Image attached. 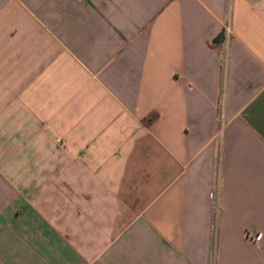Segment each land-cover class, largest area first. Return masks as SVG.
Wrapping results in <instances>:
<instances>
[{
	"label": "crops",
	"instance_id": "0c3cea01",
	"mask_svg": "<svg viewBox=\"0 0 264 264\" xmlns=\"http://www.w3.org/2000/svg\"><path fill=\"white\" fill-rule=\"evenodd\" d=\"M0 264H264V0H0Z\"/></svg>",
	"mask_w": 264,
	"mask_h": 264
},
{
	"label": "rangeland",
	"instance_id": "374dc122",
	"mask_svg": "<svg viewBox=\"0 0 264 264\" xmlns=\"http://www.w3.org/2000/svg\"><path fill=\"white\" fill-rule=\"evenodd\" d=\"M246 237L252 243H259L262 238V233H246Z\"/></svg>",
	"mask_w": 264,
	"mask_h": 264
}]
</instances>
